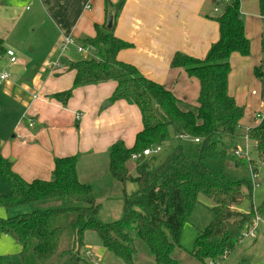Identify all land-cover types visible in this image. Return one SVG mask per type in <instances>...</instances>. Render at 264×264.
Wrapping results in <instances>:
<instances>
[{
	"label": "trees",
	"instance_id": "trees-1",
	"mask_svg": "<svg viewBox=\"0 0 264 264\" xmlns=\"http://www.w3.org/2000/svg\"><path fill=\"white\" fill-rule=\"evenodd\" d=\"M105 3L106 19L109 15L113 17L112 27L106 28V23L96 25L93 37L78 41V45L91 50L90 54L69 63L67 67L74 73L72 86L52 98L66 104L74 88L112 81L116 87L110 101L122 99L137 106L142 128L133 145L128 148L123 141H117L108 150L111 178L122 185L132 181L137 189L131 193L123 190L121 217L102 224L96 219L99 205L91 185L78 179L77 156L55 158L51 180L25 181L0 153V179L7 187V193L0 192V207L7 214L0 217V237L7 236L19 245L22 264H51L57 255L66 257L67 264H81L88 231L94 232L102 246L124 264H136L133 235L145 245L156 264H178L173 255L182 249L183 224L199 195H203L214 202L212 220L197 235L188 253L202 264H223L251 224L254 208L247 212L237 209L242 199L251 198V182L230 180L206 165V161L226 159L225 139L234 142V150L243 136L239 128L245 110L228 93L230 56L250 54V42L240 17V0L225 2L214 16L218 38L203 58L175 53L170 60L171 68L181 69L197 79L199 91L194 104L176 97L134 65L118 60V52L130 46L113 30L123 0ZM258 12L264 18V0H258ZM6 51L0 38V57ZM254 75L262 76L259 68H254ZM247 134L249 141L263 153L264 119L249 128ZM172 136L198 139V160L176 151L157 165H149V155L140 158L135 168H129L127 162L132 154L161 147ZM235 162L242 164L240 159L235 158ZM58 198H69L79 204L28 212L18 210ZM14 209L16 214L8 215Z\"/></svg>",
	"mask_w": 264,
	"mask_h": 264
},
{
	"label": "crops",
	"instance_id": "crops-1",
	"mask_svg": "<svg viewBox=\"0 0 264 264\" xmlns=\"http://www.w3.org/2000/svg\"><path fill=\"white\" fill-rule=\"evenodd\" d=\"M30 1L35 7L31 20L38 16L40 22L57 31L60 39L73 38L77 46L81 39L95 35L96 25L106 23L105 2L115 4L119 0ZM0 3L3 5L4 0ZM224 3L223 0H123L113 30L130 46L118 52V60L134 65L176 97L196 103L197 79L181 69L171 68L170 60L175 53L196 58L206 55L218 38L213 18ZM240 17L250 42V54L230 56L228 93L243 106L246 113L241 122L246 119L253 122L251 128L257 124L254 113L264 114V18L259 15L258 0H240ZM55 50L56 46L50 44L49 57L25 61L28 63L25 68L13 63L9 66L12 77L0 85V113L3 111L5 118L0 122V153L25 181L51 180L55 158L108 156L109 148L117 141L130 148L142 128L136 105L122 99L110 101L116 87L112 81L76 87L66 104L52 98L53 94L71 88L74 79L73 71L67 67L74 61L65 58L60 62ZM66 52L67 49L62 56ZM56 60L59 68L53 66ZM255 67L260 69L261 77L254 75ZM22 68L28 75L27 84L17 82ZM106 101L109 104L102 107ZM241 128L240 125V132ZM248 241L247 249L257 247L264 243V236ZM103 248L89 249L84 264H92L93 258L97 263L106 257L111 262L108 254L111 252Z\"/></svg>",
	"mask_w": 264,
	"mask_h": 264
},
{
	"label": "rangeland",
	"instance_id": "rangeland-1",
	"mask_svg": "<svg viewBox=\"0 0 264 264\" xmlns=\"http://www.w3.org/2000/svg\"><path fill=\"white\" fill-rule=\"evenodd\" d=\"M34 12L35 7L31 4L30 0H4L3 5L0 3V38L3 39L4 47H9L13 52L16 60L14 62L15 64L25 68L28 67L26 66L28 63L25 64V61L29 62L32 59L41 61L45 56L49 57L47 51L50 44L56 46L55 52L59 55V61H62V63L66 60L65 58L76 62L85 57L79 53L73 38V43L66 46L67 52L65 54L68 57L65 54L62 56L61 46L64 40L57 36L55 29L44 22H40L38 16L34 20H31L33 17L32 13ZM68 52H70L69 55ZM87 55L89 56V53ZM10 65H13V63L9 64L8 57L5 54L2 55L0 57V71H6L9 77H12L9 70ZM24 68L19 71L18 84H27L26 79H28V75L25 74ZM245 118H247L246 114ZM3 120L5 118L2 111L0 113V122H3ZM247 121L246 119V122H241V134H245L253 124V122ZM224 142L228 149L226 159L222 162L206 161V165L230 180H246L251 182L253 186L251 198L246 197L242 199L237 209L242 212H247L253 206L254 208H259L260 211L258 209L257 211L262 212L264 215V167L262 166L264 164V149L263 153H261L255 147L253 141L247 142L246 144L244 140H240L239 146L237 145L239 149L244 150L246 147L243 144H246L250 158L256 164L255 167L258 169V174L255 178H252L248 170L247 161L233 155L232 146L234 142L226 139ZM176 151H181L188 159L197 161L199 158V143H195L191 137L178 139L172 136L168 142L161 145L158 153L149 157V165H157ZM235 158L236 160H242V164L237 165ZM138 163L140 162L133 161L131 158L127 162L130 169L135 168ZM77 172L78 179L81 183L91 185L92 193L99 205L96 219L102 224L118 220L122 213L123 190L126 193H131L137 189V185L132 181H128L122 185L120 182L112 179L108 172V156L106 155L79 159ZM0 192L3 194L7 193V187L1 179ZM78 204L69 198H58L32 203L18 210L28 212L31 210L69 207ZM213 206L214 202L211 199L199 195L197 204L191 210L182 227L180 236L182 249L176 250L173 255L178 264H202L193 259L188 251L193 248L195 239L200 231L210 224L212 220L211 208ZM15 212V209L10 210L8 211V215H15ZM6 215L5 210L0 207V217H6ZM259 235L261 236V233ZM248 240L240 245L243 242L241 241L238 244L239 246L237 245L233 252L224 260L223 264H264V243L257 247L247 249L250 243ZM85 242L86 245L82 250L83 263L81 264H84V260L88 259L89 249L92 251L97 247L105 250L96 234L92 231H88L85 234ZM133 244L136 250L134 258L136 264H156L145 245L134 235ZM19 252V245L13 239L0 237V264H22ZM108 254L110 259L112 258L111 262L106 257L94 263L96 258H93L92 264H124L120 258L112 253ZM51 264H67V259L66 257L57 255Z\"/></svg>",
	"mask_w": 264,
	"mask_h": 264
},
{
	"label": "built area",
	"instance_id": "built-area-1",
	"mask_svg": "<svg viewBox=\"0 0 264 264\" xmlns=\"http://www.w3.org/2000/svg\"><path fill=\"white\" fill-rule=\"evenodd\" d=\"M224 2H228L229 0H223ZM73 41L71 38H66L64 40V42L62 43L61 46V52H64L66 50V46L69 44H72ZM77 49L80 53H84V56H86L88 53L90 54V49L89 48H84L80 45H77ZM7 56L9 57V62L10 63H14L15 62V58H14V54L11 50H7L6 51ZM53 66H55V68H59L61 65L58 62V60H56L53 63ZM9 77V74L6 71H0V85L6 81ZM254 118L255 120H257V123L261 122L264 119V114L261 112H256L254 114ZM33 123L30 122V126ZM249 129V128H248ZM242 140L245 141V143L247 144V142H249V138H248V134L247 132L242 136ZM193 141L195 143L199 142L198 139H193ZM246 148L244 150H241L239 148H235L233 150V155L237 158H240L242 160H246L247 161V166H248V170L250 171V175L252 178H255L258 174V169L256 166V164L253 162V160L250 158L249 155V151L247 149V146H245ZM161 147H155V148H148L143 150L140 153H134L131 155V159L133 161H138L140 158L145 157V156H149V155H153L156 154L160 151ZM262 166L264 167V164H262ZM259 233H261V235L264 236V215L262 214V212L257 211L256 208H253V218L251 220V224L249 225V227H247L246 229H244V231L241 234V239H240V243L241 241H244L246 239H250V240H255L258 236ZM208 264H218V263H214V262H209Z\"/></svg>",
	"mask_w": 264,
	"mask_h": 264
},
{
	"label": "water",
	"instance_id": "water-1",
	"mask_svg": "<svg viewBox=\"0 0 264 264\" xmlns=\"http://www.w3.org/2000/svg\"><path fill=\"white\" fill-rule=\"evenodd\" d=\"M112 23H113V17H112V15H109V16L107 17V20H106V28L110 29V28L112 27ZM108 104H109V103L106 102V103H104V104L102 105V107H104L105 105H108Z\"/></svg>",
	"mask_w": 264,
	"mask_h": 264
}]
</instances>
